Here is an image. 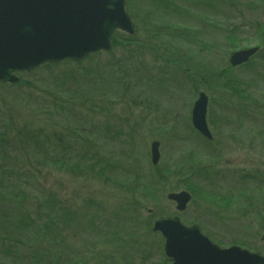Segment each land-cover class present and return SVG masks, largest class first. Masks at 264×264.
<instances>
[{"label": "rangeland", "instance_id": "obj_1", "mask_svg": "<svg viewBox=\"0 0 264 264\" xmlns=\"http://www.w3.org/2000/svg\"><path fill=\"white\" fill-rule=\"evenodd\" d=\"M169 1L177 8L167 7V11L161 13L155 12L156 8L149 1L126 0L136 28L130 36L123 30L114 32L109 54L94 53L78 64L48 65L20 73L16 84L0 82V129L13 123L24 129V132L15 133L8 130V143L4 148L13 143L17 146L29 144L28 150L35 154L33 142L24 136L52 125L50 133L61 116L60 130L65 126L67 131L63 138L74 140L79 147L80 159L45 150L47 155L39 157L46 162L45 167L37 163L35 156L15 167L22 153L27 154L23 147L22 151L11 145L0 155V180L6 190L27 196L22 200L25 203L23 209L40 218L43 224L46 218L54 217L55 209L62 207L66 211L56 217L59 223L56 232L47 229L43 241H40L38 228L26 234L24 239L19 234L15 236L19 244L24 243L31 249H35L36 244L39 246L38 243L46 247L52 237L55 254L47 264L57 261L64 264H81V261L90 264H172L165 255V239L154 233L152 227L155 221L179 214L176 204L169 202L167 195L187 190L180 189L179 181L185 182L189 166L193 164L180 163L184 149L202 154V158L205 156L197 165L210 170L208 183L201 184L205 189L203 195L194 197L185 212L179 214L182 223L199 226L203 235L220 247H242L264 256V241H261L264 236V128L260 127L264 125V116L260 115L263 112L256 118L249 115L248 121L233 122L227 116L229 113L240 115L236 110L240 101L224 88L223 80L211 88L202 79L195 80L228 66L235 51L252 49L258 41L246 28V35L240 36L242 44L230 45L223 35L224 46H218L217 50L215 46L210 51L204 49L203 45L219 42L207 26L200 27L213 18L204 15L198 18L197 11L213 7L215 0ZM229 1L234 6L225 8V14L221 13L220 21H214V24L229 27L232 23H248L255 18L254 14L264 21L259 0ZM178 2L188 4L192 16H198L196 20L186 18V22L199 27L195 29L198 32L195 38L204 40L197 49L188 41L181 44L183 40L175 38L177 32L165 30L166 22L165 25L159 23L162 17L171 20L172 16L165 13L177 15L171 22L178 21L180 14L176 12H181ZM251 3L260 11L250 10L248 5ZM218 9H221L220 5ZM186 53L195 55L187 59ZM243 67V71H233L229 79H240L245 87L249 79L254 81L264 76V69L257 66H233ZM260 83L259 92L264 79ZM201 92L209 97L206 118L211 140L196 129L192 116ZM238 106L245 111L243 104ZM153 141L161 142V168L154 172V178L162 187L144 193L141 185L134 186L133 182L138 180L128 172L142 168L144 170L139 174H149ZM66 151L74 152V149ZM96 162L105 166L113 178V185L105 184L108 181L104 179L108 176L106 171L97 168L92 172ZM37 166L42 171H38ZM41 185L45 186L44 191L40 190ZM47 191L52 194L49 201L53 204L43 200ZM132 197L137 201H132ZM209 197L212 203L208 201ZM2 206L0 203V209ZM8 209L12 212L15 206ZM88 213L92 217L94 213V219ZM73 216L80 217L85 224L84 227L81 222L76 223L85 228L86 252L81 251L83 245L80 242L73 240L79 237L69 240L77 250L68 248L67 238H60L67 235L65 217ZM113 233L117 234L118 242H114V238L113 241L108 239ZM3 235L0 231V236ZM1 250L0 245V264H23L21 255L10 257ZM44 256V253L38 254L34 262L43 264Z\"/></svg>", "mask_w": 264, "mask_h": 264}, {"label": "water", "instance_id": "obj_2", "mask_svg": "<svg viewBox=\"0 0 264 264\" xmlns=\"http://www.w3.org/2000/svg\"><path fill=\"white\" fill-rule=\"evenodd\" d=\"M125 4V0H0V82L16 84L19 73L55 65L59 58L79 63L91 54L110 52L117 29L129 35L135 31ZM257 52L256 48L236 52L230 63L243 65ZM199 97L194 125L211 139L206 118L209 98L204 92ZM152 152L157 161V144ZM167 196L181 214L192 201L185 191ZM153 228L165 239V255L172 264H264L263 255L237 246L220 247L178 216L155 221Z\"/></svg>", "mask_w": 264, "mask_h": 264}, {"label": "trees", "instance_id": "obj_3", "mask_svg": "<svg viewBox=\"0 0 264 264\" xmlns=\"http://www.w3.org/2000/svg\"><path fill=\"white\" fill-rule=\"evenodd\" d=\"M149 1V3L154 6L155 12H161L164 13L167 11V7H172L173 5L171 4V1L169 0H146ZM229 0H215V5L211 8H209L208 10H204V9H199L197 12L199 14L200 17L198 16H192L193 13H191L189 10L191 9V7L188 4H185L184 2L179 3V7H180V11L181 12H176L178 14H180V18H178V21H176V23L171 22L172 18L177 16L171 13H165L168 14L169 16H172L171 20H167L164 19L163 17L160 18V21L167 23L165 30L166 29H171L174 30L175 32L178 33V35H175L176 37H179L181 40H183V42H181V44H184V42H189L191 43L194 48H198L200 43L204 44V40H197V34L198 32H196V27L197 29L199 28L195 23L186 22V18H190L192 17V20H196L197 17L201 18L203 15L204 16H211L213 18V21L209 18V21L206 24H200V27H206L209 30V32H211L212 34L214 33V36H216L217 41L219 42V44H215L214 45H203L204 49H208L209 51L212 50L213 46H215V50L219 49L220 46H224L223 45V35L226 38V41H229L228 44L231 45L232 44H242V39L240 38L241 34L247 33L246 28H248V30L251 31V33H253V36L256 37L255 40L258 41V45L259 46V53L257 54V58L256 61L255 59L252 60L250 63L243 65L245 67H251V66H257L261 69H264V21L259 20V17L256 16V14H254L255 18L252 19L251 21H249L248 23H232L230 24V26H226L225 24H214V21L219 22L220 20H218L219 15L221 13L225 14V8L233 5L230 1L229 3H227ZM262 9L264 10V0H259ZM220 5L221 9H218V6ZM254 3H251L250 5H248V8L254 11H260L259 8H256L254 6ZM173 7L177 6L174 4ZM220 11V12H219ZM196 12V13H197ZM219 12V13H218ZM191 14V15H190ZM163 15V14H162ZM178 17V16H177ZM173 23V24H171ZM175 24V25H174ZM226 33V34H225ZM196 37V38H195ZM247 41H251V39H247ZM180 42V40H179ZM219 46V47H218ZM236 48V47H235ZM213 49V50H214ZM195 54H187V59L192 56H194ZM256 67V68H257ZM256 68L254 70H256ZM236 69H239V71H243V68H233L231 67L230 63L228 64V66H225L224 68H221V70H218L214 73H211V76L207 75V73L203 74V76H200L198 78H195L196 82H199L200 79H202L201 81L204 82V84L207 86L209 85V87L211 88V85L215 84L217 86V84L223 80V85L224 88H226L227 90H229L230 94L232 93V95H235L238 97L240 103H238L240 106L243 104V106H245L246 108L244 109L246 114L251 115V116H255V118L257 116H259V114L261 112H263V114H260L262 116H264V103L262 102V100L264 101V95H262L263 97H254L252 95H249V93L247 92L249 89V84L246 85L244 87V84L242 83V81L240 79H229L231 76V73L233 71H236ZM264 72V71H263ZM214 74H218L214 77ZM255 73L252 75L254 77ZM250 80V79H249ZM207 82V83H206ZM209 82V83H208ZM237 106V109L240 108ZM248 107H250V109H247ZM254 109V112H253ZM261 117V116H260ZM247 120V119H246ZM248 121V120H247ZM250 124V123H249ZM32 135V134H30ZM30 135H25L24 139H27L29 141L33 142V145L35 147V154H33L32 152H30V150H28L29 144H26L25 146H17L14 145V148H17L18 150H22V147L24 149H26L27 154L25 155L24 153H22L21 155V160L20 162H18L17 165H19L21 162H29V158L31 156H35V158H38L37 163L39 162L41 156H45L47 155L45 150H49V140L47 138H45V136H43L42 134L40 135H32L33 137H31ZM30 136V137H29ZM62 140V139H61ZM60 141V139H59ZM28 142V141H27ZM30 143V142H28ZM2 146V145H1ZM28 147V148H27ZM63 148V147H62ZM2 151L4 150L3 154H5L6 152V148H4V146H2L0 148ZM23 151V150H22ZM29 151V152H28ZM50 151V150H49ZM58 155H68V152L66 151V148H63L62 151L60 152H56ZM49 154V152H48ZM36 169H38V171H42L41 169L38 168V166L36 167ZM209 170L210 168H207L205 166H198L197 163H193V165H191L190 171L192 174H188V177H191L192 175H201L203 176L202 181L205 183H208L209 181ZM25 171V170H24ZM32 172L33 169H32ZM216 172V171H215ZM217 173V172H216ZM263 188V186H262ZM40 190H45V186L41 185ZM189 191V190H188ZM44 193V192H43ZM43 193L41 196H43ZM24 196V198L21 199V197ZM19 195V194H14L12 191L6 190L2 181H0V203L3 204L2 208L0 209V227L2 226L3 228L6 229V231L4 232L3 236H0V245L2 246V250L1 253L5 254L7 256L10 257H18L19 255L22 256L21 261L23 264L27 263V264H36V261L34 262L35 258H32L31 256H27L26 255V251L29 249L31 250V248H27L24 251L18 250L17 249V244H19L17 242V239H15L16 235H21L22 238L24 239V236H26V234L28 235L30 232L33 233V230L35 228H38V230H40V237L42 239H40V241H43V237H45V235H47V233H45L47 231V229L52 230L54 232H56L55 228L56 226H58V222L56 221V217L58 215H63L66 211L62 209H55V215L53 218H46L44 224L41 223L40 218H38L37 216L32 215L30 212H28L27 209H23L22 207L25 205V203L22 200H25V198H27V196H25V194L23 193V195ZM52 194H49L47 191V196L46 198H44L43 200H47L48 204H53L54 202L49 201L51 198ZM133 198V197H132ZM132 201H137L136 199H132ZM12 202V203H11ZM22 203V204H20ZM6 205H8V207L11 206H15V209L11 212V211H7L5 210L7 207ZM140 206H142L141 204H139ZM3 209V210H2ZM26 212H28V214H26ZM23 213V214H22ZM22 214V215H21ZM2 216V218H1ZM70 220V218L68 219V217H65L64 221H65V226L69 223L68 221ZM1 231V230H0ZM48 232V231H47ZM120 234V232H119ZM57 238H59L57 236ZM62 239H66V237H60ZM113 238L115 239L114 242H118V237L117 234L113 233L108 239H110V241H113ZM67 241H69V239H66ZM52 241V237H50L47 241V246L44 247L42 246L40 243L39 246H36V249L43 252L44 255V262L43 264H47V263H51V258L54 257V252L52 251V249H54L56 246L53 245L51 243ZM71 243V242H70ZM20 245H24V243L20 244ZM68 248L70 249H76L75 244H67ZM34 249V248H32ZM82 252H86L87 251V246H84L83 249H81ZM34 255V252L33 254ZM43 259V257H42ZM71 259V258H69ZM75 259V258H73ZM86 263H84L83 261H81V264H90L89 262L85 261ZM56 264H64L61 261H57ZM73 264H77V263H73Z\"/></svg>", "mask_w": 264, "mask_h": 264}, {"label": "bare ground", "instance_id": "obj_4", "mask_svg": "<svg viewBox=\"0 0 264 264\" xmlns=\"http://www.w3.org/2000/svg\"><path fill=\"white\" fill-rule=\"evenodd\" d=\"M125 2H126V0H125ZM128 2H126V4H125V12L126 13H129V9H128ZM101 11V10H100ZM102 12V11H101ZM93 17H90V19L89 20H91ZM67 23V22H66ZM159 23H161L162 25H164V22L163 21H160L159 20ZM73 27V26H72ZM116 31H118V32H121V30L120 29H117ZM115 31V32H116ZM125 35H128L127 33H124ZM119 35H117L116 37H118ZM128 36H130V35H128ZM115 37V38H116ZM112 42V40L110 41V43ZM253 48H256L257 49V53H255L254 55H253V57H251L250 58V60L248 61V62H246V63H243V65H246V64H248V63H250L252 60H254L255 59V61H256V58H257V54L260 52L259 51V46H256V47H253ZM252 48V49H253ZM251 49V48H250ZM244 50H249V49H244ZM236 52H241V51H235L234 53H236ZM102 53H105V54H109V53H107V52H102ZM102 53H99V54H102ZM233 53V54H234ZM232 54V55H233ZM232 55L230 56V58H229V63H230V60H231V57H232ZM64 59H66V60H64ZM69 58H65V57H63V58H59L58 60H57V62H59V63H56L55 65H59V64H67V63H69L70 64V62H72V61H70V60H68ZM89 58L88 57H86L85 58V61L86 60H88ZM72 63H74V62H72ZM74 64H77V63H74ZM230 65H231V67H233L234 65H232L231 63H230ZM45 66H47V65H45ZM260 67V66H259ZM264 71V70H263ZM20 74V73H19ZM261 79H264V76H262V77H260V78H258L257 80H255L254 79V81H251V79L248 81V84H249V89H248V93H249V95H252V96H254V97H263L262 95H264V86L262 87V90L259 92V90H258V88L260 89L261 88V86H260V80ZM205 93V92H204ZM200 94V93H199ZM206 94V93H205ZM209 98V97H208ZM198 102V101H197ZM197 102H195V104L197 103ZM236 104H237V102H236ZM235 107V106H234ZM236 110H237V112H239L240 113V115H236V114H230L229 113V115L227 116L228 118H230L233 122L235 121V120H241V119H248L247 117H249L248 116V114H246V112L245 111H243V110H240L239 108L237 109V107H236ZM193 111H194V107H193V110H192V114H193ZM207 117V116H206ZM246 117V118H245ZM63 120V117L61 116V118L59 119V122H55L54 123V125L55 126H53L52 127V129H51V132L49 133V129L51 128V126H45L44 128L43 127H41L40 129H37V131H34V133H32V135H40V134H42L43 136H45V138H47L49 141V147H48V149L49 150H54V151H56V152H60V151H62V149L63 148H66V149H74V152H68V155H70V156H74L76 159H80V156H79V147H78V145H76L75 144V142H74V140H69L67 137L66 138H63V135H66L67 134V131L64 129V127L62 128V130H60V127H61V121ZM207 124H208V121H207ZM259 125H261V124H259ZM260 127H263L264 128V125H261ZM208 129H209V126H208ZM8 130H10V131H12V133H15V132H19V131H23L24 132V129L23 128H21L18 124H15V123H13L12 125H8V126H5V128H3V129H0V148L2 147V146H4L6 143H8V138L6 137V136H8L9 134H6V132L8 131ZM210 133H211V129H210ZM31 134V133H30ZM30 134H26V135H30ZM211 136H212V133H211ZM19 137V136H18ZM206 138H208L207 136H205ZM59 139H60V141H59ZM62 139V140H61ZM208 139H210V138H208ZM211 139H213V137L211 138ZM210 139V140H211ZM5 140V141H4ZM15 143H13V144H11V145H14ZM154 144H157L158 145V147H159V153H160V147H161V142H157V141H153V143H152V145H151V153H152V158H151V165H150V170H149V174L148 175H146V176H144V175H142V174H139L138 172L139 171H142V170H144V169H142V168H140L139 170H135V169H130V171L131 172H128V174H130V175H132L133 176V178H134V180H138L139 181V184L137 185V183H138V181H134L133 182V184H134V186H142L143 187V192L144 193H148V192H151V190L153 189V188H160V187H162V185H160V184H158V183H156L155 182V178H154V172L157 170V169H159V168H161V157H162V153H160L159 154V157H158V159H157V161H155L154 160V155H153V152H152V149H153V146H154ZM2 145V146H1ZM11 145H7L5 148L7 149V147H11ZM63 147V148H62ZM17 149V148H16ZM3 152H4V150L2 151L1 149H0V155H2L3 154ZM184 155H182V157L179 159V161H180V163L182 164V163H199V162H201L202 161V159L205 157H203L202 158V154H199V153H192L191 151H189L188 149H184ZM38 163H41V166L42 167H45V164H46V162L42 159H40L39 160V162ZM17 166V164L15 165V167ZM184 166L186 167L187 165L186 164H184ZM40 167V166H39ZM41 168V167H40ZM97 168H99L100 170H104V171H106V168H105V166H103V165H100V164H98V162H96V164H94V167L92 168V172H94V171H96V169ZM189 168H191V165L189 166ZM152 171V172H151ZM98 173V172H97ZM106 173L108 174V176H104V179L105 180H107L108 179V181L105 183V184H107V186L108 185H113L112 184V177L110 176V173L109 172H107L106 171ZM188 174H192L191 173V171H190V169H189V171L187 172V174H186V176H188ZM95 180H96V178H94ZM181 179V178H180ZM184 179V178H183ZM183 179H181V180H183ZM202 179H203V176H201V175H195L194 174V176L192 175L191 177H188V179L186 178L185 179V182L184 183H182L181 181H179V183H180V185H181V188L180 189H183V188H185V189H187V190H184L185 192H187L188 194H190L191 196H192V201L190 202V203H192L193 202V199H194V197L195 198H197V197H199V196H201V195H203L202 194V192H204L205 191V189L201 186V184H206V182L204 183L203 181H202ZM1 181V180H0ZM97 181V180H96ZM2 183H3V181H2ZM189 190V191H188ZM184 191H180V192H184ZM175 193H179V192H175ZM171 194V193H170ZM154 197H156L155 195H153ZM168 197V196H167ZM208 201L209 202H211L212 203V198L211 197H209V199H208ZM7 206V211H10L8 208V205H6ZM177 207V206H176ZM176 212H177V210H176ZM178 213V212H177ZM179 214H181V213H179ZM179 214H177V215H174V216H178V217H180L181 215H179ZM87 215H91V213H88ZM85 216H86V214H85ZM95 216V214L93 213V217ZM75 216H73V217H71L70 218V220L68 221L69 223L67 224L68 226H67V235H66V238H68L69 240L70 239H72V238H78V239H73V240H77V242H80L82 245H83V247L84 246H87V243L85 242V240L87 239V238H83V236L85 235V231H84V227H85V224L83 223V221H81V218L79 217L78 219H77V216L74 218ZM91 217H92V215H91ZM92 217V219H94ZM1 218H2V216H1ZM77 221H79V222H81L82 223V225L84 226H82V227H79L78 225H76V223H77ZM92 223H95V222H92ZM154 224H155V222L153 223V227H154ZM197 226V225H196ZM195 226V227H196ZM152 227V228H153ZM197 227H199V226H197ZM200 228V227H199ZM0 230L1 231H6V229L5 228H3L2 226L0 227ZM153 232H154V228H153V230H152ZM200 231H201V233H202V230H201V228H200ZM154 233H156V232H154ZM156 234H160V233H156ZM203 234V233H202ZM82 237V238H81ZM206 237V236H205ZM209 239H210V241H212V239L210 238V237H208ZM213 242V241H212ZM214 243V242H213ZM67 244H71L70 243V241H68V243ZM28 248V245H20V244H17V249L18 250H21V251H24L25 249H27ZM33 252H34V255H32L33 254ZM40 253H43V252H41V251H39V250H37L36 248L35 249H31V250H27L26 251V255L27 256H31L32 258H34V257H36V256H38V254H40ZM43 257V256H42ZM111 264H113V263H111Z\"/></svg>", "mask_w": 264, "mask_h": 264}]
</instances>
